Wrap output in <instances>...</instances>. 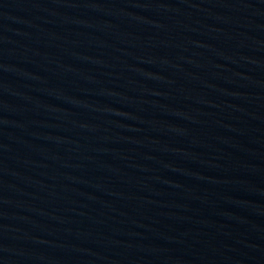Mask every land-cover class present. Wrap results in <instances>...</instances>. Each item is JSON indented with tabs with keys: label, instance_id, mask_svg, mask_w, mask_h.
Segmentation results:
<instances>
[{
	"label": "water",
	"instance_id": "95a60500",
	"mask_svg": "<svg viewBox=\"0 0 264 264\" xmlns=\"http://www.w3.org/2000/svg\"><path fill=\"white\" fill-rule=\"evenodd\" d=\"M0 264H264V0H0Z\"/></svg>",
	"mask_w": 264,
	"mask_h": 264
}]
</instances>
